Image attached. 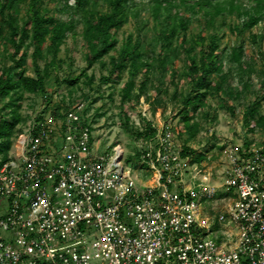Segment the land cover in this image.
I'll return each mask as SVG.
<instances>
[{
    "label": "built area",
    "instance_id": "1",
    "mask_svg": "<svg viewBox=\"0 0 264 264\" xmlns=\"http://www.w3.org/2000/svg\"><path fill=\"white\" fill-rule=\"evenodd\" d=\"M48 109L0 159V264H264V142L228 144L215 171L146 107L155 134L136 141L142 181L121 148L98 154L85 103Z\"/></svg>",
    "mask_w": 264,
    "mask_h": 264
},
{
    "label": "trees",
    "instance_id": "2",
    "mask_svg": "<svg viewBox=\"0 0 264 264\" xmlns=\"http://www.w3.org/2000/svg\"><path fill=\"white\" fill-rule=\"evenodd\" d=\"M130 1L0 0V44L3 47L0 53V62L3 64L0 70V103L2 99L8 100L0 110L1 163L8 160L14 139L26 123L22 115L26 96L41 95L48 103L47 83L63 62L58 54L64 42L69 36L76 37L78 27L82 26L85 59L92 67L117 46L116 34L125 26L129 15L135 18L139 16V11L130 6ZM49 4H54V9ZM101 5L107 6V10H101ZM21 8L25 9L24 15H21ZM149 10L156 24L161 49L159 56L146 57L141 51L140 39L133 44V36H127L118 57L110 59L108 79L104 78V81L114 80V83H118L122 80V73L131 70L129 79L120 89L122 104L132 99L139 102L147 92V83L153 70L163 72L172 55L184 61L182 83L186 89L182 90V85L176 84L178 91L174 95V111L189 134L193 131L190 127L192 120L200 111L207 109L210 98L220 99L227 112L234 115L236 109L232 102L239 100L247 89L252 88L255 66L246 60L243 45L223 48L220 31L226 19L230 18L239 22L230 27L233 33L251 32L264 21V0H152ZM188 13L204 19L203 30L197 34H188L192 26ZM205 30L208 35H205ZM5 31H8V35L4 34ZM262 38L260 35H251L253 43ZM177 39L179 43L174 45ZM25 50H32L35 76L27 74ZM7 61L11 62L8 66ZM141 70L144 73L138 83L136 78ZM235 72H238L242 81L240 88L233 86ZM179 73L177 69L171 70L169 78L173 83ZM63 80V83L74 87L80 77ZM260 93L264 100V79ZM53 114L58 116L61 111L55 109ZM205 115L213 119L217 117L213 110ZM243 121L251 135L257 130H264V115L259 114L258 103L246 107ZM84 123L92 122L84 119ZM134 130L137 137L143 139L155 134V129L149 124L146 129ZM189 150L186 147V151Z\"/></svg>",
    "mask_w": 264,
    "mask_h": 264
},
{
    "label": "rangeland",
    "instance_id": "3",
    "mask_svg": "<svg viewBox=\"0 0 264 264\" xmlns=\"http://www.w3.org/2000/svg\"><path fill=\"white\" fill-rule=\"evenodd\" d=\"M151 1H130V6L137 8L139 16L135 18L133 15H129L125 26L116 34L117 46L109 55L96 62L92 67H89L85 59L81 37L82 26H79L76 31L77 36H69L61 46L58 58L63 62L60 69L53 73L48 80V103L41 95H27L23 104L22 115L25 122H28L43 104L49 107V111L58 108L60 111H67L79 103H85L84 119L92 122L94 137L96 139L102 138L98 154L111 155L115 147L121 148L124 151L122 160L124 167L130 169L133 176L145 181L147 179L145 178L146 172L141 169L136 156V141L139 138L134 133V129H146L147 124H149L144 122L146 119L142 115L143 109L147 107L149 109V119L160 126L162 124L171 126L178 143L191 149L198 161L206 163L210 167H215L214 170L216 171L220 168L218 165L223 156L224 148L228 144L249 145L254 140L259 141V143L264 142V130H257L251 135L247 132L243 121L244 110L254 102L258 103L259 114L264 115V100L261 98L262 94L260 93V86L264 79V21L251 32L235 34L230 30V27L239 22L230 18L226 19V24L220 31V35L223 36L221 45L223 48L228 49L237 45L244 46L246 60L253 62L255 66V72L252 76V88L247 89L246 94L239 100L232 102L233 107L236 109L234 115L227 112L224 103L220 99L210 98L207 109L200 111L192 120L190 127L193 128V131L189 134L174 111L176 106L174 95L178 91L176 84H181L182 90L186 89V85L182 83V73L185 69L182 59L177 60L171 55V61L163 72L153 70L150 75V82L147 83V92L139 102L132 99L122 104L120 89L129 79L131 70L127 69L122 73V80L118 83H114V80L104 81V78L108 79V73L111 69V57H118L119 49L127 36H133V44L140 39L142 43L141 51L146 57L159 56L161 49L155 28L156 24L149 10ZM48 6L52 9L55 7L54 4ZM101 10L106 11L107 6L101 5ZM24 14L25 9L21 8V15ZM187 16L192 19L191 30L188 34H197L203 30L205 22L202 17H196L190 13ZM4 34L8 35V31H5ZM252 34L260 35L263 38L253 43L251 40ZM205 35H208L206 30ZM177 40L174 45L179 43V39ZM2 51L3 47L0 44V53ZM25 52L27 54L25 60L27 74L35 76L31 56L32 50H25ZM6 64L8 66L11 62L7 61ZM2 65L0 62V70ZM172 69L180 71L179 77L174 83L169 78ZM143 73L144 71L141 70L138 74L136 78L138 83H140V76ZM77 77H80V81L74 87L62 82L63 79L73 80ZM57 78L58 81H56ZM241 82L238 72H235L233 86L240 88ZM136 95L137 92L134 97ZM6 102H8L7 99L1 100L0 110ZM212 110L217 113V117L214 119L205 115ZM147 176H150V174ZM227 202L223 197L219 198L216 202L207 204L204 213L214 217L224 208ZM7 206L5 200L0 201V214L7 210Z\"/></svg>",
    "mask_w": 264,
    "mask_h": 264
}]
</instances>
